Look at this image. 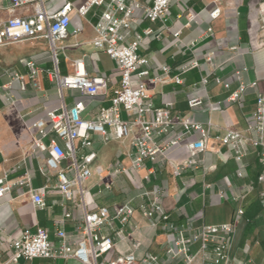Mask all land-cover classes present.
<instances>
[{"label":"crops","instance_id":"1","mask_svg":"<svg viewBox=\"0 0 264 264\" xmlns=\"http://www.w3.org/2000/svg\"><path fill=\"white\" fill-rule=\"evenodd\" d=\"M69 1L75 9L85 2ZM140 1L144 6H150L153 2ZM1 3L6 8L10 6V0H1ZM63 3V0H49L48 12L58 11ZM216 4V0H174L166 26H162L161 22L146 20L142 9L135 12L136 19L129 41L135 40L136 35L143 34L148 27L163 32L160 39L145 38L139 49L140 56L149 61L140 70H149L147 79L161 78L155 85L150 84V100L156 106L172 102L173 111L193 116L203 124L211 121L213 137L208 141L207 150L201 154L205 168H186L182 175H174L175 166L187 158L185 148H179L168 160L159 163L146 160V168L133 172V177L144 189L159 187L164 191L163 204L169 214V222L175 225L176 230L184 227L187 235L203 225L231 222L236 218L237 209H243L244 214L238 219L228 264H264V182L260 181L264 165L259 151L251 148L243 162L238 163L230 148L216 138L225 132L227 126L246 130L253 121L256 97L258 93H264V0H224L220 4V16L212 19L210 12ZM103 11L104 7L101 6L94 7L86 16L74 12L69 37L64 42L68 46L65 53L70 58L86 54L88 72L104 76L108 81V93L95 98H87L78 90H64V101L68 106L79 100L85 102L83 116L87 119L94 118L102 107L110 105L113 89L120 83L116 61L105 52L95 49L91 43L95 36L93 26ZM32 12V6H23L15 14L29 15ZM189 14L197 17L195 22L187 25ZM209 28H212L211 33H208ZM77 29L81 32L76 34ZM178 31L184 42L182 45L177 44L173 35ZM193 42L195 45L189 48L188 45ZM213 51L216 55L208 61L207 57ZM27 60L36 61L44 70L39 78L40 87H34L28 80L26 89L22 90L20 83L14 82L12 92L17 99L14 107L2 95L4 85L10 81L6 71L15 70L27 74ZM192 61H197L199 66L182 73V67ZM166 65L171 68L169 73L163 70ZM59 69L62 74L72 71L65 58L60 61ZM237 69L244 70L242 79L246 84L256 82V87L249 89L240 102L229 106L215 105L210 109L209 101L221 100L237 87L238 82L233 78ZM53 70L50 46L46 39H31L0 46V178L6 176L7 181L15 182L28 173L31 176L30 186L42 189L46 201L45 207L36 206L29 194L25 193L26 190L19 187L12 188L0 197V228L5 232L0 236V264H83L72 257L8 262L13 250L6 242L7 236H19L26 230L35 231L42 227L48 230L51 242L59 245L57 231L64 229L68 242L72 243L76 240L77 226L84 216L78 195L73 200H67L59 190L56 173L48 168L46 154L33 147L35 133L26 125L27 121L42 115L46 109L61 103L57 82L51 74ZM210 75L232 79L231 89L227 90L213 82L204 88L201 79ZM176 76L183 79L181 84L175 82ZM138 83L139 80L135 78L133 85L137 86ZM196 96L202 97L204 104L190 109L188 100ZM122 116L125 119L133 117L125 111ZM180 131L182 129L179 128L165 139L173 138ZM133 135L122 141L104 142L100 136L93 134L91 147L84 150L97 153L92 175L85 182L95 204L107 206L113 211L114 206L129 203L135 209L126 226L127 231L134 232L133 240H119L116 237L115 232L120 228L117 219L103 227L102 234L113 238L115 246L100 258V264L131 251H135L139 264H142V258L149 255L157 256L162 264H188L183 258H173L169 254V250L175 248L176 230H170L158 215L152 219L142 216L139 205L143 199L138 196L139 190L129 176L125 173L115 175L112 189H107L101 183V170L131 167ZM51 137L54 135L51 134ZM195 138V135L191 136L189 141ZM49 140L45 139L47 143ZM58 140L63 143L61 139ZM149 169L150 179L143 180ZM238 170L244 172L243 177L237 175ZM222 194L224 197H221ZM66 213H70L71 217L65 219ZM135 240L140 243L136 249ZM199 247L198 242L193 244L191 253H196ZM189 264H202V261L196 258Z\"/></svg>","mask_w":264,"mask_h":264},{"label":"built area","instance_id":"2","mask_svg":"<svg viewBox=\"0 0 264 264\" xmlns=\"http://www.w3.org/2000/svg\"><path fill=\"white\" fill-rule=\"evenodd\" d=\"M49 0H10L9 8L2 5L0 0V46L24 42L31 39H46L50 46L51 60L54 70L51 72L57 82L61 103L54 108L46 109L45 112L27 121L29 130L35 133L33 147L39 152L46 154L48 168L55 172L58 178V188L67 200H73L77 194L79 205L84 210L82 222L77 226L75 242H68V235L64 229L57 231L60 244L51 242L47 229L38 227L35 231L26 230L19 236H7L6 242L13 250L8 262H18L20 259L33 258H76L83 264H100V258L110 252L114 246V239L102 234L106 225L117 219L120 228L115 235L119 240H133V231H127L126 226L135 211L129 203L114 206L113 211L107 206H97L91 196L85 182L92 175V167L97 159L95 151H84L92 145V135L96 134L104 142L122 141L132 136L130 151L132 165L130 168L120 166L105 168L100 171L101 183L107 189H112L113 177L125 173L130 177L134 186L139 190V197L143 201L139 205V211L146 219H152L156 215L166 222L170 230H176L174 224L169 222V214L164 207V191L156 187L152 190L144 189L134 179L133 172H139L146 168L145 161L159 163L169 159L173 152L179 148H185L187 158L178 163L173 171L176 176L182 175L186 168L204 167L201 154L207 150L208 141L213 137L211 121L207 124L196 120L193 116H187L173 111V103L166 102L162 106H156L149 95L150 84L155 85L161 81L159 77L148 78L149 70L141 66L148 64L146 57L140 56L139 49L145 38L154 37L160 39L161 29L148 27L143 34H137L136 39L129 41L135 12L142 9L145 19L155 23L161 22L166 26L169 20L171 4L174 0H153L150 6H144L140 0H85L77 9L73 8L69 0L56 12H48ZM224 0H216L217 4L210 12L212 19L221 14L220 4ZM23 6H32L33 12L29 15H17L15 11ZM104 7L98 21L95 23V36L91 40L93 47L108 54L117 63L120 71V83L113 89L110 97V105L100 109L94 118L87 119L83 116L86 109L85 102L79 100L68 106L64 101V90H78L87 98L106 95L108 93V81L106 77L91 75L85 64L86 54L79 58H70L66 53L68 48L64 42L69 37V26L74 12L80 16H86L94 7ZM5 12L9 15L5 16ZM189 25L196 21L195 14H189ZM81 32L80 29L75 33ZM212 32L209 28L208 33ZM174 37L178 45L184 44L180 38V31L175 32ZM78 45V44H76ZM195 42L188 45L192 48ZM216 52H211L207 60L210 61ZM69 62L72 71L62 74L59 69L60 57ZM27 74H21L15 70H7L9 83L4 85L3 97L11 106L17 105V99L12 92L14 82H19L21 89L25 90L27 81L30 80L36 88L40 87L39 78L44 72L36 61L27 60ZM197 61H192L182 67V73L198 67ZM165 73L171 68L163 67ZM244 70H235L234 80L237 87L223 99L209 101V108L215 105L229 106L240 102L245 93L255 88L257 83L246 84L242 79ZM139 83L133 85L134 79ZM175 82L181 84L183 79L176 76ZM211 82L230 90L232 79L217 75L204 76L201 84L206 88ZM204 104L202 97H190L188 106L195 109ZM125 111L132 118L125 119L122 112ZM252 123L246 130L234 127H225V132L216 138L230 148L235 160L242 163L250 153L251 148L259 151L260 160L264 165V93H258L255 106L252 111ZM182 129L173 138L166 140V136ZM51 134L54 137H51ZM254 134V135H252ZM196 136L189 141L191 136ZM49 138L47 143L45 139ZM58 139H61V143ZM80 144L77 145L76 142ZM205 168V167H204ZM151 169L143 177L149 180ZM239 177H243L242 170L237 171ZM264 182V171L260 176ZM31 176L28 173L20 176L15 182L7 181L6 176L0 178V197L5 196L14 187L25 189L33 203L39 207H45L46 201L42 189H34L30 186ZM224 197V194L221 195ZM233 200H236L234 198ZM244 210L238 208L236 218L227 223L203 225L200 229L186 234L184 227L176 230L175 248L169 250L173 258L181 257L186 263H192L200 258L202 264H228L236 232L238 219L243 216ZM71 217L66 213L64 218ZM5 233L0 228V236ZM199 243L196 253H191V246ZM140 243L134 241V248ZM142 264H162L155 255H149L141 259ZM105 264H139V258L135 251L120 254L110 259Z\"/></svg>","mask_w":264,"mask_h":264},{"label":"rangeland","instance_id":"3","mask_svg":"<svg viewBox=\"0 0 264 264\" xmlns=\"http://www.w3.org/2000/svg\"><path fill=\"white\" fill-rule=\"evenodd\" d=\"M63 58H64L63 56L60 57L61 61L63 60Z\"/></svg>","mask_w":264,"mask_h":264}]
</instances>
